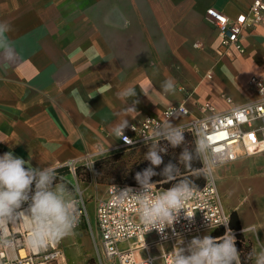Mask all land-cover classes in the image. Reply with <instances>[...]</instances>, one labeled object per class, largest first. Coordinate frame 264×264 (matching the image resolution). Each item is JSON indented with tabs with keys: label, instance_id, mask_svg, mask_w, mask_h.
<instances>
[{
	"label": "crops",
	"instance_id": "0c3cea01",
	"mask_svg": "<svg viewBox=\"0 0 264 264\" xmlns=\"http://www.w3.org/2000/svg\"><path fill=\"white\" fill-rule=\"evenodd\" d=\"M253 2L0 0V22L11 26L6 37L16 56L8 63L0 50V155L12 151L33 167L51 163L63 169L58 174L66 181L73 174L75 182L69 181L74 184L76 175L61 165L75 160L80 166L120 149L111 127L125 114L115 95L124 85H137L136 97L126 106H132L133 99L139 101L136 110L127 111L125 129L147 116L161 118L178 103L193 108L210 102L224 110L228 105L223 94L236 104L253 100L251 79H264V23L245 32L246 52L239 53L227 50L218 29L206 20L208 8L236 18ZM169 76L175 79V91L164 93L161 84ZM247 157L257 160L264 153ZM238 207L233 205L230 213L238 211L242 228L256 227L252 221L243 222ZM249 211L252 216L253 210ZM94 221L100 244L96 216ZM244 235L253 249L264 242L263 236L258 235L261 241H257L252 233ZM79 238L74 234L70 239ZM94 239L92 253L97 259ZM159 247L153 246L150 253L160 257L173 249L170 243ZM136 255L144 258L146 252ZM104 262L118 264L117 260ZM157 263L163 264L161 259ZM55 264H66V255Z\"/></svg>",
	"mask_w": 264,
	"mask_h": 264
},
{
	"label": "clouds",
	"instance_id": "9594fccd",
	"mask_svg": "<svg viewBox=\"0 0 264 264\" xmlns=\"http://www.w3.org/2000/svg\"><path fill=\"white\" fill-rule=\"evenodd\" d=\"M9 31L11 26L6 22H0V50L3 51V59L11 63L15 61L16 56L6 37ZM136 86L127 84L115 93L124 105L122 111L125 114L122 119L118 118L114 122L111 132L128 144H132L133 141L124 135V130L129 124L125 116L128 110H136L135 104L139 101L133 99L132 106L126 105L129 99L136 97ZM175 86V79L170 76L161 84L164 93L174 92ZM141 91L147 95L146 89L141 88ZM248 109L247 105L237 107L233 109V115L247 112ZM173 113L177 116L181 114L178 109ZM186 131L193 136L192 146L186 143L184 135ZM143 136L145 144L148 145L144 159L150 164L135 173V180L140 186L138 190L127 186L122 189L114 187L115 201L122 205L129 198L133 199L138 206L139 220L147 230L155 229L164 234L165 228L172 226L178 219L181 209L185 210V216L188 218L194 215L188 214L185 202L193 198L197 185L191 177L181 176L178 164L171 161L161 172L155 171L153 166H160L163 163L161 153L167 152L166 148L160 147V141H166L173 148L183 146L178 157L179 163H182L192 176L196 178L203 176L206 180L212 176V167L216 163V153L219 150L215 149L211 142L212 137L208 135L207 126L202 122L182 125L173 124L167 119L158 122L151 135ZM197 160L203 165L198 169L193 167V162ZM76 163L69 160L60 167L67 166L71 171ZM85 166L91 169L93 162ZM57 168L59 167H53L51 163L46 167H33L29 161L14 155L12 151L0 155V228L27 217L30 229L25 243L33 252L45 249L50 241L71 234L77 223L78 201L74 193L79 189L64 182ZM156 175H161L166 183L172 182L171 187L158 194L153 193L151 178ZM25 203L27 207L22 209ZM207 219L210 221L208 217ZM228 222L229 218H226L218 224H223L226 228L221 236L213 237L210 234L196 236L183 247L175 246L170 252L171 264H242L240 251L236 246V236L232 229L227 227ZM258 230L255 226H244L242 232L254 233L257 241H261ZM11 244L12 241L0 236V247H10ZM163 259L162 256L161 260ZM248 259L254 264H264V242L259 243L258 249L248 253ZM145 264H148L147 260Z\"/></svg>",
	"mask_w": 264,
	"mask_h": 264
},
{
	"label": "built area",
	"instance_id": "2783aa9c",
	"mask_svg": "<svg viewBox=\"0 0 264 264\" xmlns=\"http://www.w3.org/2000/svg\"><path fill=\"white\" fill-rule=\"evenodd\" d=\"M206 20L218 29L221 43L227 50L245 53V32L257 24L264 23V0H254L249 10L239 14L236 18L213 7L208 8ZM251 85L256 97L245 103L236 104L232 97L225 94L222 98L228 108L224 110H219L210 102L196 103L193 108L187 103H178L166 109L163 117L147 116L139 123L124 130V135L133 143L128 144L120 139L119 148L128 150L139 148L148 146L144 142L143 134L151 135L158 122L186 117V120L178 124L205 123L208 135L212 137L211 142L219 151L216 153V163L212 167L211 178L206 180L204 186L196 187L193 198L185 202L188 214L194 215L188 218L185 216V210L181 209L178 219L172 226L165 228L164 234L155 229L147 230L139 220L138 206L133 199L129 198L122 205L116 203L115 186L121 189L127 186L138 190L139 185L110 184L106 194L97 200L95 211L101 243L98 244L95 237L94 242L100 264H105L104 259L117 260L118 264H145V260L148 264H158V259L162 256L163 264H171L170 252L175 246L183 247L193 237H201V234L207 230L225 227L223 224H218L226 218H229L227 227L230 228V214L223 204L215 168L222 164L235 162L241 157L264 153V79L255 76L251 79ZM245 105L249 106L247 112L233 115V109ZM177 109L181 112L179 116L172 114ZM77 167L76 163L71 170L75 175H77ZM166 189L153 183L155 194ZM75 199L78 201L76 213V226H78L83 222V216L88 217V208L81 193H78ZM26 207L27 203L22 205V209ZM29 229L30 224L27 217L0 228V236L12 241L10 247H0V264H55L64 259L61 239L50 241L48 246L39 252H33L28 248L25 240ZM149 235L154 237L153 241L146 239ZM123 243L127 244L125 248L120 246ZM167 243L172 244V250L163 251L160 257H155L150 253L153 246H162ZM141 250L146 252L144 258H138L136 255V252Z\"/></svg>",
	"mask_w": 264,
	"mask_h": 264
},
{
	"label": "rangeland",
	"instance_id": "374dc122",
	"mask_svg": "<svg viewBox=\"0 0 264 264\" xmlns=\"http://www.w3.org/2000/svg\"><path fill=\"white\" fill-rule=\"evenodd\" d=\"M147 150L148 146L134 150L120 148L110 154H117V156L102 159L99 164L97 163L98 160L104 156L90 159L80 165L76 175L77 183H71L75 182L73 174H69L68 181L64 179V182L70 187L76 186L79 189L78 192L74 193V196L78 193L83 195L90 214L89 217L83 216V222L77 226L78 228L75 226L72 231L76 235L79 234L80 238L77 241L70 239H74L72 233L67 235V238L61 239L66 255V264H100L99 258L97 257V260L92 253L93 239L97 234L94 221L96 201L106 194L110 184L127 183V176L134 170L137 161L145 160L144 154ZM91 162H93V167L89 169L85 165ZM215 176L226 211L231 214L232 206L238 205L243 222L252 221L259 229L258 235L264 237V157L254 160L245 156L233 163L219 165L217 169L215 168ZM249 209L253 210L252 216L250 213H245ZM214 230L203 232L201 237L206 234L211 235ZM252 234L255 236L254 233ZM87 237H89L90 242ZM122 247L125 248L124 245ZM161 247L159 248L161 249ZM78 250L82 252L78 253Z\"/></svg>",
	"mask_w": 264,
	"mask_h": 264
},
{
	"label": "trees",
	"instance_id": "16d2710c",
	"mask_svg": "<svg viewBox=\"0 0 264 264\" xmlns=\"http://www.w3.org/2000/svg\"><path fill=\"white\" fill-rule=\"evenodd\" d=\"M184 135H185L186 143L189 146H192V140H193L192 135L188 132H185ZM160 147L166 148L167 152L161 153V155L163 156V163L160 166H153L157 173L161 172L163 167L169 161H171L174 164H178V167L180 168L181 176L191 177L194 180V183L197 185V187L204 186L206 179L203 176L199 178L192 176V173L188 171L182 163H179L178 157H179L180 152L183 150V146L173 148L170 145H168L166 141L162 140L160 141ZM134 149L136 148H132L129 150H134ZM113 156H117V154L104 156L103 158L99 159L97 163L99 164L102 161V159H108L110 157L112 158ZM149 164L150 162L147 160L141 159L137 161L134 170L130 173L129 176H127L128 177L127 184L138 185L137 181L135 180V173L137 171H142L143 169L148 167ZM193 167L198 169L199 167H202V163L198 160L194 161ZM79 169H80V166L77 167V172ZM61 170L63 169L60 168L57 171L60 172ZM62 179H64L63 176H62ZM163 179L164 178L161 175H156L151 178L152 182L158 184L160 187H165V188L171 187L172 182L166 183ZM230 228L235 233L236 246L238 250L240 251V257H241L242 264H253V261L248 259V253L253 250V247H252V244L248 241V239L245 237V235L242 232L243 228H242L241 218H240L238 211L236 210L232 211L230 214ZM225 231H226L225 227L216 228L212 232L211 236L213 237L221 236L224 234Z\"/></svg>",
	"mask_w": 264,
	"mask_h": 264
},
{
	"label": "bare ground",
	"instance_id": "6f19581e",
	"mask_svg": "<svg viewBox=\"0 0 264 264\" xmlns=\"http://www.w3.org/2000/svg\"><path fill=\"white\" fill-rule=\"evenodd\" d=\"M261 212V211H260ZM245 213H249V210H247V212H245ZM251 219V218H250Z\"/></svg>",
	"mask_w": 264,
	"mask_h": 264
}]
</instances>
